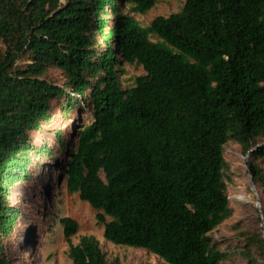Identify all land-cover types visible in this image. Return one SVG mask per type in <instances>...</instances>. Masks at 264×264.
Returning a JSON list of instances; mask_svg holds the SVG:
<instances>
[{"label":"trees","instance_id":"1","mask_svg":"<svg viewBox=\"0 0 264 264\" xmlns=\"http://www.w3.org/2000/svg\"><path fill=\"white\" fill-rule=\"evenodd\" d=\"M157 2L0 0V264H11L6 249L22 216L14 192L52 155L32 134L52 123L53 101L62 116L92 115L71 139L57 133L70 148L59 176L98 210L106 240L168 264L228 257L209 232L233 213L230 140L249 154L264 193V0H185L143 27L136 15ZM127 64L145 74L125 87ZM61 221L70 242L78 222ZM244 236L245 258L264 264V236ZM69 255L74 264H121L93 236L70 244Z\"/></svg>","mask_w":264,"mask_h":264},{"label":"rangeland","instance_id":"2","mask_svg":"<svg viewBox=\"0 0 264 264\" xmlns=\"http://www.w3.org/2000/svg\"><path fill=\"white\" fill-rule=\"evenodd\" d=\"M65 1V0H62ZM123 4V0H122ZM185 0H158L155 6L145 14L136 15L143 27H148L157 16H169L182 10ZM128 4L123 7L126 10ZM152 40L157 37L152 35ZM121 75L123 86L133 84V78L145 74L142 66L125 65ZM50 76L59 83L61 72L53 69ZM54 119L52 123L32 134L38 145L51 147L50 153L41 158L40 165H32L35 179L16 188L12 201L22 211L21 221L13 239L7 247V257L11 264H74L69 255L70 244H78L83 236H93L106 253L109 260L119 258L121 264H168L157 255L142 248L117 245L104 238V226L98 221V210L89 202L82 200L78 193L69 192L62 176V165L67 158L57 133L67 140L82 123L92 119L86 108L75 110L71 117L62 116L56 101L52 104ZM225 157L230 163L226 173L228 195L233 213L219 226L209 232L216 245L228 254L222 264H253L248 262L243 251L247 233H259L264 236V193L252 180L248 170L249 154L243 146L230 140L225 145ZM64 217L78 222V231L71 236L70 242L64 236ZM259 260V259H258ZM260 261V260H259Z\"/></svg>","mask_w":264,"mask_h":264}]
</instances>
